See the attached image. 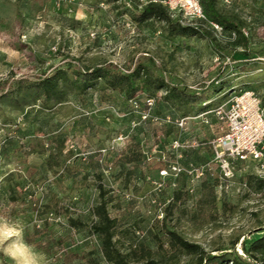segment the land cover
<instances>
[{
    "label": "rangeland",
    "instance_id": "374dc122",
    "mask_svg": "<svg viewBox=\"0 0 264 264\" xmlns=\"http://www.w3.org/2000/svg\"><path fill=\"white\" fill-rule=\"evenodd\" d=\"M18 7L25 13L23 23L16 20ZM219 8L226 13L241 14L249 24L246 29L253 49H264V0L255 4L253 0H237L232 5H226L222 0ZM124 10L122 1L0 0V82L36 79L45 70L70 61L88 65L112 61L125 69L133 66L137 59L152 58L157 70L168 80L190 91L206 88L217 80L219 85L224 83L223 92L213 97L216 104L220 100L228 101L232 92L248 87L257 92L264 104V56L255 54L249 61L251 69L244 72L240 64L249 57L242 48H228L226 55H222L206 38L171 40L161 23L154 27L137 26L132 32L127 27V17L131 16ZM222 41L223 44L226 42ZM38 110L37 106L23 112L15 102L0 105V216L22 223L25 238L44 253L51 264H88L81 255L65 257V254L66 249L78 248L79 252L86 253L99 248L98 237L89 232L94 219L91 208L99 201L97 169L91 167L90 161L83 156H73L68 160L78 168L77 180L73 182L70 175L61 178L46 169L47 155H32L27 165L17 163L12 151L8 154L2 152L4 140L14 137L28 142L48 138L53 132L64 133L69 139L66 151L73 150L70 145L74 143L77 150L73 152L78 155L87 149L109 147L124 133L130 136L126 145L134 136L145 150L157 147L160 154L173 159L168 149L171 138L166 136V126L158 124H143L133 129L131 124L136 113L132 112L129 101L119 94L109 102H103L99 92L95 91H90L84 99L73 94L68 102L52 111ZM154 112L160 116L182 115L178 108L163 103L159 106L157 103ZM206 120L197 119L184 130L176 129L172 135L197 144L189 149L188 155L184 154L181 161L184 166H200L212 157L209 142L221 124L214 113H209ZM41 125L43 128L38 129ZM117 153L112 152L108 163L101 165L103 182L114 198L109 203V211L119 220V229L135 227L139 223L142 239L156 248L149 237V229L158 231L161 228L154 224L160 220L159 207L165 210L176 187L168 181L165 189L156 191L152 182L158 178L157 170L144 163L127 166L128 169L135 166L136 176L133 183L126 185V177H120L119 168H110V161ZM104 168L108 171L105 172ZM11 172H21L22 185L30 184L37 192L27 195L26 201L10 202L7 177ZM85 174L88 179L82 181ZM249 175L257 176L256 163H240L233 182L222 191L216 187V176L210 174L196 183L189 182L187 199L178 202L168 222L187 240L201 244L206 250L233 248L237 243L235 249L243 253V239L258 236L257 230L264 226V189L258 190L254 184L248 183ZM205 180L214 183L217 199L213 208L201 212L198 208L200 185ZM43 184L45 189L41 191ZM134 184L139 187L138 191ZM131 192L132 195L128 196L127 193ZM52 195L67 202L71 212L83 218L85 227L72 229L67 216L44 210V204L50 202ZM64 238L68 241L62 247L58 242ZM192 259L191 256H182L180 261L191 263ZM0 264L11 262L0 253Z\"/></svg>",
    "mask_w": 264,
    "mask_h": 264
},
{
    "label": "trees",
    "instance_id": "16d2710c",
    "mask_svg": "<svg viewBox=\"0 0 264 264\" xmlns=\"http://www.w3.org/2000/svg\"><path fill=\"white\" fill-rule=\"evenodd\" d=\"M97 1L98 3L122 1L125 13L130 14L138 26L154 27L157 23L164 24L166 35L171 40L197 36L206 38L213 49L222 55H226L228 48L235 50L242 48L249 57L248 61H243L240 64V68L244 72L251 69L249 61H252L255 54L264 56V49L254 50L250 35H246L243 31L249 25L247 20L239 13L222 11L219 8V3L222 0H202V3L209 21L221 24L230 33H236L235 39H224L226 40L224 44L223 39L218 38L207 22H203L198 27L183 24L179 18L172 16L167 7L161 4L152 3L139 8L133 0V7L128 8L125 0ZM236 1L233 0L232 4ZM258 1L253 0L254 4ZM16 20L19 23L25 21V13L20 7L16 12ZM211 83L206 88L190 91L188 88L168 80L157 70L152 58L137 59L133 66L125 69L112 61L95 65L70 61L45 70L36 79L22 78L13 83L0 82V105L4 102H15L17 108L23 112L37 106L39 107L38 111H52L55 107L68 102L73 94L84 99L90 91H95L99 92L103 102L113 100L117 94L122 95L127 101L138 95L154 97L157 99L158 106L163 103L178 108L183 116H189L213 110L224 102L220 100L216 104L213 99L223 92L224 83L219 85L218 80ZM248 89L251 88L241 90ZM162 91L165 93L161 94ZM41 128L43 125L38 129ZM175 132L174 126H167L165 129L166 136L171 139ZM68 141L66 134L55 132L48 138L45 136L43 139L38 138L28 142L23 138L17 140L14 137H7L4 140L2 152L8 154L12 151L17 157V163L21 165H27L32 155H47L45 167L49 172L59 175L61 178L70 175L75 182L78 168L69 164L68 160L73 156L79 157L80 155L74 153L73 150L66 151ZM144 151L142 143L133 136L129 144L114 155L113 160L110 161L112 168H119L120 177H126V185L133 183V177L136 176L135 166L143 163ZM188 151H185L186 155H188ZM86 159L90 161L91 167L97 169L95 175L98 181L99 201L91 208L94 219L89 225V232L98 237L99 248H93L86 253L79 252L78 248L73 251L66 249L65 257H80L81 255L88 264H264V226L257 230L258 236L243 239L241 243L243 253H240L235 249L237 243L233 248L220 247L212 251L206 250L201 244L187 240L168 222V218L178 206V202L188 197L187 189L190 177L187 174H182L179 177L172 200L165 208L164 219L154 222L161 228L158 231L154 228L149 229V237L155 243L156 248H153L146 239H142L143 236L138 235L139 223L135 227L127 226L119 229V220L113 217L109 211V203L114 198L110 195L111 190L107 189L103 182L101 164L95 155H90ZM128 165L135 166L128 169ZM21 178V172L8 174L9 199L12 203L19 200L26 201L27 195L32 196L37 192L35 188H31L30 184L23 186L20 182ZM87 179L88 174H85L82 181ZM248 183L254 184L258 190L264 189V179L256 175H249ZM27 186L29 187L27 188ZM20 187H23V190L20 191ZM200 187L201 197L198 208L202 212L215 206L217 194L214 183L209 180L203 181ZM134 188L136 191L139 190L137 184H134ZM43 208L55 211L60 216H67L72 229L78 230L85 227L83 218L75 216L71 212V206L57 195H52L50 202L44 204ZM67 241L68 238H64L60 239L58 243L63 247ZM182 256H191L192 262L181 263Z\"/></svg>",
    "mask_w": 264,
    "mask_h": 264
},
{
    "label": "built area",
    "instance_id": "2783aa9c",
    "mask_svg": "<svg viewBox=\"0 0 264 264\" xmlns=\"http://www.w3.org/2000/svg\"><path fill=\"white\" fill-rule=\"evenodd\" d=\"M77 2L78 0H70ZM139 8L147 4H161L167 7L172 16L179 18L183 24L198 27L203 22H207L220 39H235L236 33L227 31L221 24L209 21L205 12L202 0H134ZM227 5H231L233 0H223ZM103 3L102 5H104ZM128 8L133 7V0H125ZM137 23L127 17V27L135 32ZM248 35L247 29L243 30ZM132 112L136 113V118L132 121V128L136 129L143 124L152 123L159 126H174L178 130H184L189 123L202 119L205 121L209 113H214L219 123V131L216 136L209 142L212 146V157L203 165L184 166L182 160L185 151L197 145L195 142L190 143L181 137H172L169 151L173 154V159H168L163 153L154 150H145L143 163L155 166L158 178L152 183L156 191L165 189L167 182L171 181L172 186L176 187L178 179L182 174L190 177L191 183L202 180L207 175L216 176L218 184L216 187L220 191L229 187L233 182L237 167L240 163H256L257 176L264 179V104L257 92L253 89L240 90L233 93L229 100L221 103L215 109L203 112L198 115L175 116L167 114L164 116L157 115L154 109L157 106V99L150 96L138 95L129 100ZM89 114V112H86ZM129 134L121 133L113 144L109 147L99 149H87L78 155L87 158L90 155L98 157L101 165L108 163L109 155L114 152H120L126 147V141ZM120 147V148H119ZM70 149L77 150L74 143H71ZM110 168H112L110 166ZM107 172L108 168H104ZM151 179V178H150ZM29 186H27L28 188ZM41 191L44 186H41ZM128 196L132 195L127 193ZM172 200L169 199L168 202ZM156 202V199L153 200ZM165 216L164 207H159V219L162 221ZM139 236L143 234L139 231Z\"/></svg>",
    "mask_w": 264,
    "mask_h": 264
},
{
    "label": "clouds",
    "instance_id": "9594fccd",
    "mask_svg": "<svg viewBox=\"0 0 264 264\" xmlns=\"http://www.w3.org/2000/svg\"><path fill=\"white\" fill-rule=\"evenodd\" d=\"M0 253L11 264H51L24 235V226L15 220L0 216Z\"/></svg>",
    "mask_w": 264,
    "mask_h": 264
}]
</instances>
